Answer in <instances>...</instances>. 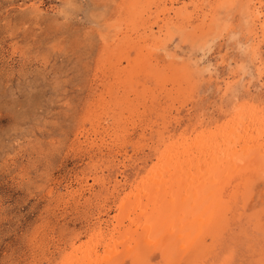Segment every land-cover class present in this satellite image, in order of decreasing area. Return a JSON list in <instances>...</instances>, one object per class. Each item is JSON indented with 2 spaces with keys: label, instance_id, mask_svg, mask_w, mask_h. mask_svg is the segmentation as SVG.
<instances>
[{
  "label": "rangeland",
  "instance_id": "obj_1",
  "mask_svg": "<svg viewBox=\"0 0 264 264\" xmlns=\"http://www.w3.org/2000/svg\"><path fill=\"white\" fill-rule=\"evenodd\" d=\"M263 29L264 0H0V264H264ZM185 160L228 175L184 191Z\"/></svg>",
  "mask_w": 264,
  "mask_h": 264
},
{
  "label": "bare ground",
  "instance_id": "obj_2",
  "mask_svg": "<svg viewBox=\"0 0 264 264\" xmlns=\"http://www.w3.org/2000/svg\"><path fill=\"white\" fill-rule=\"evenodd\" d=\"M257 5V4H256ZM250 6V5H249ZM261 6V5H260ZM250 8V7H249ZM261 8V7H260ZM260 10V9H259ZM252 11V10H251ZM255 11V10H254ZM263 12V11H262ZM249 14V13H248ZM251 14V13H250ZM254 14V13H253ZM256 14V13H255ZM256 16V15H255ZM255 16H254V18H255ZM252 17H253V15H252ZM251 17V18H252ZM254 18H252V19H254ZM258 18V17H257ZM262 18V17H261ZM255 20H257V19H255ZM258 22V21H257ZM256 22V23H257ZM264 30V29H263ZM244 110V109H243ZM241 112V111H240ZM253 118V117H252ZM242 120V119H241ZM244 121H246L245 119H244ZM237 122V121H236ZM263 122V121H262ZM244 123V122H243ZM248 123V122H247ZM257 123V122H256ZM260 123V122H259ZM264 123V122H263ZM258 124V123H257ZM239 125H241V124H239ZM238 125V126H239ZM246 125V124H245ZM252 125V124H251ZM234 126V125H233ZM248 126V125H247ZM261 126V125H260ZM253 127V126H252ZM255 127V126H254ZM255 128H257V127H255ZM236 129V128H235ZM238 130H239V128H237ZM260 129V128H259ZM257 130V129H256ZM241 131V130H240ZM247 133L250 135V133H249V131H251V130H248V128H247ZM243 132H245V131H243ZM243 132H241V133H243ZM261 132V131H260ZM234 134H237V133H235V132H233ZM264 133V132H263ZM262 133V134H263ZM222 134V133H221ZM252 134V133H251ZM256 134V133H255ZM258 134V133H257ZM262 134H261V136H262ZM219 135V134H218ZM247 135V134H246ZM254 135V134H253ZM236 136H238V135H236ZM236 136H234L233 135V137H236ZM248 136V135H247ZM231 137V136H230ZM252 138V137H251ZM256 138H259V136L258 137H256ZM229 139V138H228ZM236 139V138H235ZM234 139V141L236 142V140ZM260 139V138H259ZM258 139V140H259ZM230 140V139H229ZM238 140V139H237ZM261 140V139H260ZM264 140V139H263ZM208 141V140H207ZM224 141H227V139H225ZM211 142V141H210ZM219 142V141H218ZM221 142V141H220ZM207 143V142H206ZM238 143V142H237ZM236 143V144H237ZM249 143V142H248ZM254 143V142H253ZM208 144V143H207ZM210 144V143H209ZM244 142L243 141H240L239 142V144L238 145H236V146H240L241 145V149L242 148H244ZM259 144V143H258ZM224 145L225 144H220V146L219 147H224ZM256 145H257V143H256ZM218 147V148H219ZM226 148H224V150H226L227 151V153H229V151H230V149L231 148H233L231 145H230V148H228L227 146H225ZM235 147V146H234ZM252 147V146H251ZM255 147V146H254ZM214 148V147H213ZM236 148L237 147H235V148H233V149H235L236 150ZM192 150H194L193 148H191ZM190 149V150H191ZM207 149V148H206ZM215 149H216V147H215ZM222 149V148H221ZM233 149H232V151H233ZM245 149H246V147L244 148V151H245ZM219 150V149H218ZM250 150V149H249ZM258 150V149H257ZM194 151H196V149L194 150ZM220 151V150H219ZM260 151V150H259ZM211 152H212V150H211ZM216 153H217V151H215ZM225 152V151H224ZM241 152V151H240ZM248 152V151H247ZM264 152V151H263ZM246 153V152H245ZM191 154H193V153H191ZM190 154V156H194V155H191ZM207 154V153H206ZM225 154V153H224ZM223 154V155H224ZM180 155V154H179ZM211 155H213V154H211ZM241 155V154H240ZM204 156V155H203ZM202 156V157H203ZM207 156H210V155H207ZM218 156V155H217ZM225 156V155H224ZM244 156V155H243ZM179 158L178 159H180V156H178ZM213 157V156H212ZM219 157V156H218ZM226 157V156H225ZM242 157V156H241ZM206 158V157H205ZM205 158H203V159H205ZM211 158V157H210ZM217 158V157H216ZM220 158V160H221V157H219ZM223 158V157H222ZM238 158H239V156H238ZM246 158H247V156H246ZM190 159H191V157H190ZM189 159V160H190ZM208 159V158H207ZM212 159V158H211ZM210 159V160H211ZM226 159H227V161L229 162H231L232 161V163H233V160L232 159H234V158H231L230 156H229V154L227 155V157H226ZM244 158H240L239 159V162L240 161H242ZM260 159V158H259ZM196 160V159H195ZM212 160H214V158L212 159ZM211 160V161H212ZM238 160V159H237ZM217 161H218V158H217ZM179 162H181V161H179ZM218 162H220V161H218ZM225 162V161H224ZM223 162V163H224ZM229 162V163H230ZM236 163H238V161H235ZM253 162V161H252ZM178 162H176V164H177ZM188 163H190L189 161H184L181 165H177V167L175 168V170H176V172H177V174L174 176V177H176V179H175V181H174V179H171V184L172 183H174V184H172V185H174V186H180V187H183V190H184V186L185 187H187V189L189 188L190 190H193V187L197 184V183H200V181L202 182L203 180L204 181H206L203 185H200V187H202L203 186V188H204V186H206V184L207 183H209V184H213V183H210V182H215V186H216V188L217 187H219L220 185H221V181L223 180V176L224 177H226L227 175H226V173H227V171H223V166H224V168H226V165H223L222 167H220V164H219V166H213V165H211V163L209 164V165H206L205 167H204V170L203 169H201V170H198V169H196L197 167V163H193V165H191V167H188V166H190V165H188ZM216 163V162H215ZM241 163V162H240ZM242 163H243V161H242ZM241 163V169H242V165H244V166H251V167H253V165L254 166H256V167H263L262 169H264V163L263 162H261V161H258L257 163L255 162L254 164H252V163H249V162H246V163H244V164H242ZM180 164V163H179ZM205 164V163H204ZM231 164V163H230ZM229 164V165H230ZM188 165V166H187ZM232 165V164H231ZM239 165V164H238ZM176 166V165H175ZM192 166H194V167H192ZM240 166V165H239ZM174 167V166H173ZM189 168H193V169H189ZM202 168V167H201ZM244 168V167H243ZM172 169V168H171ZM174 169V168H173ZM253 169V168H252ZM235 170V169H234ZM239 170V169H238ZM256 170H258V168L256 169ZM186 171H192L191 173H195V174H190V173H188V175L186 174ZM195 171V172H194ZM202 171V173H203V175H200L199 174V172H201ZM237 171V170H236ZM229 172V171H228ZM165 173V172H164ZM172 173V172H171ZM175 173V172H174ZM196 173H198V174H196ZM230 173V172H229ZM240 173V172H239ZM166 174H167V172H166ZM173 176V175H172ZM187 176H190L189 177V179H191L190 181H188L187 180ZM193 177H196L195 179L193 178ZM240 178H242L243 179V177H240ZM229 179V178H228ZM169 180V179H168ZM168 180H166V181H168ZM176 180H179L178 182L176 181ZM197 180V181H196ZM212 180H214V181H212ZM215 180H217V181H215ZM236 180H240V179H236ZM251 180V179H250ZM254 180V179H253ZM182 181H184V182H182ZM243 181V180H242ZM197 182V183H196ZM240 182H241V180H240ZM245 182V181H244ZM162 183H164V181L162 182ZM162 183L161 184H159L160 185V187H163V186H161L162 185ZM170 183V182H169ZM208 184V185H209ZM230 184V183H229ZM242 184H243V182H242ZM234 185V184H233ZM244 185V184H243ZM238 186V185H237ZM236 186V187H237ZM199 187V186H198ZM166 189V188H165ZM187 189H185V190H187ZM211 188L209 187L208 189H207V186L204 188V191H205V196L207 195H209V192H207V190L209 191ZM235 189V188H234ZM158 190V189H157ZM163 190V189H162ZM168 190V189H167ZM182 190V189H181ZM184 190V191H185ZM226 190V189H225ZM159 191V190H158ZM161 191V190H160ZM169 191V190H168ZM189 191V190H188ZM242 191V190H241ZM173 192V191H172ZM187 192V191H186ZM229 192V191H228ZM247 192V191H246ZM157 193V192H156ZM183 193H185V192H183ZM193 193V192H192ZM189 194V193H188ZM200 194V193H199ZM240 194V193H239ZM239 194L237 195V196H239ZM149 195V194H148ZM158 195V194H157ZM175 195V194H174ZM185 195V194H184ZM227 195V194H226ZM145 196H146V193H145ZM194 196V195H193ZM195 196L197 197V199H202V198H204L203 196H204V194H202V195H198V193L197 194H195ZM222 196V195H221ZM228 196V195H227ZM137 197V196H136ZM151 197V196H150ZM153 197V196H152ZM149 198V197H148ZM196 200V199H195ZM239 200V199H238ZM198 201V200H197ZM186 203H187V201H186ZM197 203H201L200 201H198ZM194 206L196 205V204H193ZM201 205V204H200ZM184 208V207H183ZM223 208H224V206H223ZM223 208H221L220 209V207H219V205H217V209L219 210H223ZM162 209V208H161ZM182 209V208H181ZM179 210V209H178ZM192 210H194V208L192 209ZM217 210V211H218ZM224 210H225V208H224ZM155 211V210H154ZM153 211V212H154ZM185 211V210H184ZM187 211V210H186ZM217 211H215V212H217ZM244 211V210H243ZM147 212H149V211H147ZM199 213V212H198ZM220 213V212H219ZM168 214V213H167ZM215 214V213H214ZM222 214V213H221ZM145 215V214H144ZM216 215V214H215ZM156 216V215H155ZM185 217V216H184ZM144 218V217H143ZM152 218H154V217H152ZM211 218V217H210ZM231 218V217H230ZM140 219V218H139ZM143 220V222H145L144 221V219H142ZM148 220V219H147ZM237 220V219H236ZM210 222V221H209ZM123 232V231H122ZM125 233V232H124ZM122 234V233H121ZM160 235H162V233H160ZM114 236V235H113ZM112 236V237H113ZM141 236V235H140ZM229 236V235H228ZM214 237V236H213ZM142 238V237H141ZM183 238V237H182ZM112 239V238H111ZM122 240H124V239H122ZM128 241H129V239H128ZM131 241V240H130ZM132 242V241H131ZM135 242V241H134ZM145 242V241H144ZM217 242V241H216ZM251 242V241H250ZM143 243V242H142ZM151 243V242H150ZM148 244V243H147ZM206 244V243H205ZM133 246V245H132ZM179 246V245H178ZM127 247V246H126ZM145 247H148V246H145ZM153 247V246H152ZM214 248V247H213ZM124 249V248H123ZM152 249V248H151ZM80 250V249H79ZM94 251V250H93ZM210 251V250H209ZM213 251V250H212ZM86 252H88L89 253V251H86ZM214 252V251H213ZM77 253V252H76ZM84 253V252H83ZM108 253H109V251H108ZM150 253V252H149ZM167 253V252H166ZM210 253V252H209ZM87 254V253H86ZM170 254V253H169ZM184 254V253H183ZM127 255V254H126ZM207 255V254H206ZM210 255V254H209ZM79 256V255H78ZM82 256V255H81ZM201 256V255H200ZM75 257V256H74ZM83 258H84V260H89V262H90V264H100L101 262L100 261H98V260H96V258L92 255V254H87L86 256L84 255L83 256ZM197 258V257H196ZM144 259V258H143ZM162 259V258H161ZM82 260V259H81ZM72 261V260H71ZM75 261V260H74ZM73 261V262H74ZM88 262V263H89ZM70 264V263H69ZM73 264V263H72ZM76 264H77V262H76ZM85 264V263H84ZM102 264V263H101ZM190 264V263H189Z\"/></svg>",
  "mask_w": 264,
  "mask_h": 264
}]
</instances>
